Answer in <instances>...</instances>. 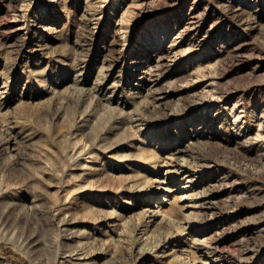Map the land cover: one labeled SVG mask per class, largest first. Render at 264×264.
<instances>
[{
	"label": "rangeland",
	"instance_id": "rangeland-1",
	"mask_svg": "<svg viewBox=\"0 0 264 264\" xmlns=\"http://www.w3.org/2000/svg\"><path fill=\"white\" fill-rule=\"evenodd\" d=\"M204 261L264 264V0H0V264Z\"/></svg>",
	"mask_w": 264,
	"mask_h": 264
},
{
	"label": "bare ground",
	"instance_id": "bare-ground-1",
	"mask_svg": "<svg viewBox=\"0 0 264 264\" xmlns=\"http://www.w3.org/2000/svg\"><path fill=\"white\" fill-rule=\"evenodd\" d=\"M157 60V59H156ZM143 62V61H142ZM159 63V62H158ZM157 64V63H156ZM156 66V65H155ZM141 69V68H140ZM149 69V68H148ZM136 71V70H135ZM142 72H144V73H142V75H144V74H146L147 72L145 71V70H142ZM152 75V74H151ZM152 77H154V76H152ZM153 80H154V78H153ZM165 164V163H164ZM166 169H167V167H166ZM171 169V168H170ZM173 169V168H172ZM175 170V169H174ZM158 171V170H157ZM165 172H162V171H159L158 172V174L160 175V174H164L163 175V178H161V175L160 176H158V178L157 179H155V181L157 180V183H155V184H157L155 187H154V191H153V194L155 195V196H157V195H159L158 193H161V192H167V193H169V192H171L173 189H172V186L169 184V183H167L166 182V174L169 172V170H164ZM171 171V170H170ZM162 172V173H161ZM171 178V177H170ZM155 181H153V182H155ZM152 184V183H151ZM152 186V185H151ZM182 187H185V186H182ZM193 190V189H192ZM191 191V190H190ZM194 192V191H193ZM193 192H188L187 190H184V191H182V193H181V195L179 196V200H181V201H183L184 203H183V205L182 206H184V207H190V210H191V208H193V207H198V202H197V199H195L197 196H195L194 197V194H193ZM198 195V194H197ZM152 197V196H151ZM158 198H159V196H157ZM163 198V197H162ZM173 198V197H172ZM157 200V199H156ZM159 200V199H158ZM163 200V199H162ZM178 200V199H177ZM178 200V201H179ZM187 201V202H186ZM152 202V200H150V203ZM165 202V201H164ZM186 202V203H185ZM168 203V202H167ZM180 203V202H179ZM200 203V202H199ZM180 205V206H181ZM159 206V205H158ZM171 206V205H170ZM172 207V206H171ZM183 207V208H184ZM145 208H147V207H145ZM170 208V207H169ZM151 209V208H150ZM144 210V209H143ZM146 210V209H145ZM148 210V209H147ZM194 210V209H193ZM193 210H191V211H189L188 213L190 214H192V212L194 213V211ZM162 211H163V209H162ZM165 211V210H164ZM151 212H153L154 214H157V213H159V215H160V210H159V208H155V209H151ZM149 213V212H148ZM152 213V214H153ZM151 214V213H150ZM149 214V215H150ZM167 214V213H166ZM169 214H171V213H169ZM146 215V214H145ZM188 217H189V215L188 214H186ZM151 216V215H150ZM152 216H154V215H152ZM160 217H162V215L160 216ZM186 220V219H185ZM188 220V219H187ZM186 220V221H187ZM180 222V221H179ZM182 222H183V220H182ZM184 223V222H183ZM190 223V222H189ZM181 224V223H180ZM181 227V226H180ZM187 227H188V224H186V225H183L182 226V230H186L187 229ZM215 232V231H214ZM181 234H182V231H181ZM217 234V233H216ZM210 235V234H209ZM188 238V237H187ZM205 238H207L206 236H204V237H202L201 238V236L200 237H194L193 239H192V241H191V244H190V247H192V246H194L197 250H202L203 248H204V246H205V241H206V239ZM214 239V238H213ZM215 240V239H214ZM213 240V241H214ZM207 242V241H206ZM212 242V241H211ZM183 246V245H182ZM184 248V247H183ZM206 248H207V245H206ZM186 249H187V247H186ZM182 250V249H181ZM185 250V249H184ZM175 251V250H174ZM188 251H190V250H188ZM192 252H193V250H192ZM195 252V251H194ZM173 256H174V254L173 253H171ZM184 254H187V253H184ZM68 255V254H67ZM189 255V254H188ZM175 256H177V257H179L178 255H176L175 254ZM182 256V255H181ZM190 256V255H189ZM176 257V258H177ZM188 257V256H187ZM192 257V256H191ZM181 257H179L178 259H180ZM186 258V257H185ZM193 258V257H192ZM183 259V258H182ZM182 259H180V260H182ZM188 259V258H187ZM177 260V259H176ZM180 260H178V261H180ZM183 262H184V260H182ZM181 262V261H180ZM185 262H188V261H186L185 260ZM184 262V263H185ZM182 263V262H181ZM183 263V264H184ZM203 264H210V263H207V261H206V263H205V261L204 262H202Z\"/></svg>",
	"mask_w": 264,
	"mask_h": 264
}]
</instances>
